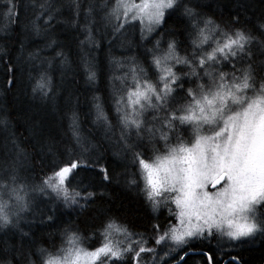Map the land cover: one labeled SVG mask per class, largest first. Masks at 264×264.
<instances>
[{"label":"snow or ice","instance_id":"6c2138e0","mask_svg":"<svg viewBox=\"0 0 264 264\" xmlns=\"http://www.w3.org/2000/svg\"><path fill=\"white\" fill-rule=\"evenodd\" d=\"M66 6L70 20L61 19ZM204 7L199 0H109L99 10L92 0L0 4V34L9 41L0 61L13 59L15 45L17 60L26 52L33 70L38 60L34 95L63 91L49 71L54 64L62 76L74 64L83 68L94 87L93 53L104 40L114 66L108 107L92 97V124L102 135H85L74 110L66 140L38 122L25 125V136L0 120L7 131L0 143V232L16 238L0 247V264H148L145 257L169 264L178 250L176 264H187L194 243L209 246L206 264H219L212 246L223 251L264 240V16L218 21ZM65 23L78 33L77 60L59 38L57 25ZM113 45L121 58L111 54ZM9 83H16L15 65ZM120 189L142 197L148 212L139 223L104 207ZM90 210L95 215L83 220L90 234L63 220ZM56 223L63 225L59 243L49 233V246L38 244L33 227ZM231 264L242 261L231 256Z\"/></svg>","mask_w":264,"mask_h":264},{"label":"trees","instance_id":"16d2710c","mask_svg":"<svg viewBox=\"0 0 264 264\" xmlns=\"http://www.w3.org/2000/svg\"><path fill=\"white\" fill-rule=\"evenodd\" d=\"M3 2L4 0H0V4ZM28 2L29 0H25V3ZM63 2L65 5H68L70 0H63ZM92 2L95 3L99 10L109 0H92ZM199 2L205 5L202 10L218 21L221 18L227 19L230 16L235 17L238 15L241 20H249L254 23L264 16V0H199ZM87 3L88 0H85V6ZM62 13V20H70L74 15L72 10L67 6L62 9ZM97 19H99V14L97 15ZM173 22L169 21L170 24ZM4 23L5 21L0 20V26ZM57 30L61 42L67 44L64 51L66 54H69L71 59L77 60L75 36L78 33L76 29L71 27L70 24L65 23L57 25ZM80 38L82 39L83 37L81 36ZM8 46V39L3 37V34H0V47L6 48ZM18 47V45L14 46V54L11 61H9L7 56L3 61H0V120L8 121L7 131L18 129L27 136V132L24 130L25 125L38 122L45 133L50 134L57 140L61 138L66 140L70 136L68 129L72 111L74 110L78 115L81 130L85 135L88 133L97 136L102 135V133L97 132L92 124V119L94 118L92 97L93 95L101 96L105 101L106 108L108 107V78L113 72L114 66L109 64V45L107 41L104 40L101 50L93 53L95 56V70L98 74L97 83L94 87L87 84L83 68H77L74 64V72H69L67 75L62 76L60 67L54 64L53 68L49 71L54 78L57 88L63 89V91L56 95L50 94L48 98H41L32 92V87L35 83L34 78H37L39 75L40 62L38 60L33 62L37 65V68L33 70L30 64L25 63L27 58L26 52L20 60H17L16 56L19 55L17 51ZM45 54L54 55L51 50ZM111 54L119 59L125 53H123L122 49L113 45L111 47ZM13 65H15V85L9 83L13 79ZM44 67H47V65H44ZM29 72H31L33 79L29 78ZM69 92L73 94L70 105L66 100ZM109 115L111 116L112 113H109ZM7 131L5 130V126L0 124V143H2L4 136L7 135ZM36 174H43L39 167ZM104 207L110 215L132 223H139L142 218L146 217L148 212L142 197L130 189L114 191L110 203L105 204ZM87 215H95V212L90 210L85 216L81 217H77L73 213L71 216H64L63 220L73 221L74 225L79 226L81 231L90 234L91 230L86 228L83 223ZM165 216H167L166 212ZM62 226L61 223L50 226L37 224L32 230L35 233V239L38 244H44L47 247L49 245L45 241L50 239L49 233H52L57 239V243H59L56 229ZM139 230H142V228ZM15 239L11 232L8 235L0 232V247H4L5 243L10 246ZM94 243L95 237L85 240V246H91ZM208 247L194 243L189 250L196 252L188 253V256L185 257L187 264H206V259L202 253L203 251H207ZM212 251L215 260L219 264H231V256L239 257L242 264H264V240L259 237L254 241H249L235 247H225L223 251L212 246ZM179 255H183V252L178 250L171 257H167L169 264L175 262ZM145 260L148 264H151L150 257H145ZM181 264H184V262L181 261Z\"/></svg>","mask_w":264,"mask_h":264},{"label":"bare ground","instance_id":"6f19581e","mask_svg":"<svg viewBox=\"0 0 264 264\" xmlns=\"http://www.w3.org/2000/svg\"><path fill=\"white\" fill-rule=\"evenodd\" d=\"M196 251L194 250H189L188 253H195ZM171 264H176V261L175 262H172Z\"/></svg>","mask_w":264,"mask_h":264}]
</instances>
